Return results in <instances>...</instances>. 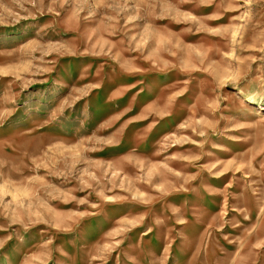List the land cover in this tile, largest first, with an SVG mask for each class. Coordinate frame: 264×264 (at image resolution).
<instances>
[{
  "label": "rangeland",
  "instance_id": "rangeland-1",
  "mask_svg": "<svg viewBox=\"0 0 264 264\" xmlns=\"http://www.w3.org/2000/svg\"><path fill=\"white\" fill-rule=\"evenodd\" d=\"M0 264H264V0H0Z\"/></svg>",
  "mask_w": 264,
  "mask_h": 264
}]
</instances>
